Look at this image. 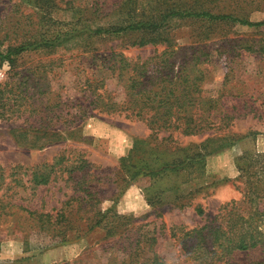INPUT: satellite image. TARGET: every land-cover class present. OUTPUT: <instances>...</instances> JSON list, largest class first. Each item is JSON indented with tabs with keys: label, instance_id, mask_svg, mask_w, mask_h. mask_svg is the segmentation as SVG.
<instances>
[{
	"label": "rangeland",
	"instance_id": "1",
	"mask_svg": "<svg viewBox=\"0 0 264 264\" xmlns=\"http://www.w3.org/2000/svg\"><path fill=\"white\" fill-rule=\"evenodd\" d=\"M23 1L0 0V52L33 35L21 33L23 29H36L35 35L46 30L52 34V40L58 35L63 41L53 51L23 52L16 59L15 69L7 62L0 63V84L15 82L16 94L25 96L28 103L27 111L15 112L12 119H0V168L8 174L19 166L52 164L68 155L75 163L80 154L104 170L101 171L104 179L98 185L104 191L103 202L98 207L105 210L113 206L109 197L118 193L114 207L126 216L124 225L132 226V232L137 230L143 239L155 234L158 237L155 249L167 264H194L183 245L172 237L174 227L193 229L211 224L221 208L232 202H241L239 212L247 214L251 204L248 197L254 196L249 193L256 190L252 185L258 183L264 188V26L176 22L172 27L177 42L175 53L150 64L148 69L158 64L164 67L170 58L178 65L185 58V48H204L208 61L202 64L206 68L203 87L208 95L217 97L220 112L214 115L213 110L211 118L219 125L223 122L220 130L211 129L195 136H184L181 130H163L157 136L171 134L176 145L188 149L215 134L249 135L209 156L203 176H189L179 196L181 191L173 187L165 194L160 189L186 181V171L159 181L144 177L122 183L121 177L117 178L121 158L129 153L137 138H147L151 131L143 121L119 110L129 98L118 78L119 70L113 67L121 59L115 54L143 60L159 54L165 45L132 47L128 38L92 35L97 27L119 21L123 11L136 9L137 3L140 7L147 5L148 0H132L129 6L120 5L123 0H76L74 8H64L68 0H54L57 6L48 14L29 0ZM93 3H98L102 10L93 14L94 9H90ZM247 15L251 21H264V10ZM104 91L105 99L109 95L108 99L116 103V111L107 113L96 106L98 93ZM55 133L63 138L49 140ZM174 150L169 149L166 155ZM182 153L178 150L174 156ZM89 172L96 173L94 168ZM115 178L120 186L112 182ZM18 190L2 187L0 195L5 192L7 200L14 198L18 205L52 215L70 200L72 214L78 217L83 213L76 199L84 191L78 179H70L67 173L58 174L48 185L29 187L14 195ZM254 203L264 210V198ZM198 206L203 213H198ZM29 223L15 216L0 218V264L109 263L110 254L101 249L106 243L104 231H86L77 239L76 233L87 229V224L78 220L72 226L73 239L59 243ZM261 257V251L253 249L233 258L237 264H250Z\"/></svg>",
	"mask_w": 264,
	"mask_h": 264
},
{
	"label": "trees",
	"instance_id": "2",
	"mask_svg": "<svg viewBox=\"0 0 264 264\" xmlns=\"http://www.w3.org/2000/svg\"><path fill=\"white\" fill-rule=\"evenodd\" d=\"M19 1L24 3L23 0ZM75 1H66L64 8H74ZM29 2L34 3L39 11H48L47 14L57 6L54 0H29ZM130 2L132 0H123L120 5L129 6ZM147 2L148 4L142 7L137 3L136 7L140 10L127 9L122 12L119 21L107 27L99 26L92 33L93 36L99 37L128 38L132 47L149 44L165 45L159 54L143 60H131L122 53L115 54L121 59L115 62L119 65L113 67L119 70L118 78L125 86L126 96L129 98L119 110L143 121L151 131L147 138H137L129 153L121 158L117 178L121 177L122 183L144 177L159 181L186 171L188 173L186 181L174 186H162L160 189V193L165 194L173 187L181 191L179 195L181 196L184 191L182 185L190 180L189 176L192 174L196 178L203 176L209 156L243 141L249 135L215 134L191 145L188 149L176 145L177 142L171 134L167 137L157 136L163 130L170 132L181 130L180 133L184 136H195L211 129L218 131L223 127V122L221 121L219 125L217 120L211 118L213 110L214 115L215 112H220L217 109L219 106L216 103L217 97L215 99L208 95V90L203 87L206 68L202 64L208 61L204 48H185V58L178 65L168 58L169 62L167 61L164 67L158 64L156 68H148L151 63L166 54L175 53L177 42L172 35L173 23L195 20L207 26L238 23L261 27L264 26V21H251L247 14L264 10V0H148ZM90 9H94L93 14L102 10L98 3H93ZM139 11L142 13H138ZM35 32L36 29H23L21 33L33 34L35 38L31 39V36L28 39L24 38L19 44L9 45L6 51L0 52V63L7 62L11 69H15L16 59L23 52L37 49L53 51L62 44L63 40L58 35L52 40L50 37L52 34L46 30L36 35ZM174 67H177L176 71ZM15 87L13 81L0 84V119H12L15 112H25L28 109L27 98L21 94L17 95ZM105 94L106 91L98 93L96 106L107 113L116 111V103L108 99L109 95L105 99ZM224 124L228 126V123ZM62 138L55 133L49 140ZM171 148H175L174 153L178 150L183 153L174 156L170 151L169 155H166ZM76 158L75 163L71 162V155H68L62 156L52 164L42 163L32 168L19 166L11 169L8 174L5 173L4 168H0V189L3 187V190L13 188L25 190L29 187L45 186L56 180L58 174L64 172L70 179L77 178L80 188L84 191V195L76 199L78 209L83 211L82 215L77 217L72 214L70 200L64 202L57 213L52 215L18 205L14 202V198L7 200V193L4 192L0 195V218L15 216L18 220L30 221L29 226L35 225L39 231L58 239L59 243H68L73 239L72 226L79 220L87 224V229L78 231L75 235L77 239L87 234L86 231L100 229L105 232L106 243L104 246L101 245V249L110 254L108 264H167L155 249L158 243L155 234L143 239L141 234L137 235V230L132 232V226L123 224L126 223V216L119 214L114 207L118 193L116 197L114 195L109 197L114 202L113 206L105 210L98 207L103 202L101 194L104 191L98 185L104 179L102 174L104 170L90 164L80 154ZM238 167L243 169L240 165ZM91 168H94L96 173L90 174ZM109 177L105 176L108 179ZM112 182L121 184L116 178ZM252 187L256 190L249 193L254 196L248 197L252 205L250 204L247 214L239 212L241 202H232L221 208L211 224L193 229H186L182 225L174 227L172 237L183 245L182 248L194 264H237L234 255L253 249H259L262 257L261 260L250 264H264V210L254 203L255 200L264 198V188L258 183ZM19 190L13 194L18 195ZM147 199L149 200V197ZM197 211L203 213L200 206L197 207Z\"/></svg>",
	"mask_w": 264,
	"mask_h": 264
}]
</instances>
